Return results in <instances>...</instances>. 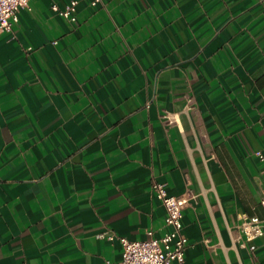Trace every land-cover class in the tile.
<instances>
[{
	"label": "crops",
	"instance_id": "obj_1",
	"mask_svg": "<svg viewBox=\"0 0 264 264\" xmlns=\"http://www.w3.org/2000/svg\"><path fill=\"white\" fill-rule=\"evenodd\" d=\"M71 1L0 34V264L120 260L168 229L155 182L182 264H264V0Z\"/></svg>",
	"mask_w": 264,
	"mask_h": 264
},
{
	"label": "built area",
	"instance_id": "obj_2",
	"mask_svg": "<svg viewBox=\"0 0 264 264\" xmlns=\"http://www.w3.org/2000/svg\"><path fill=\"white\" fill-rule=\"evenodd\" d=\"M101 0H94V2ZM78 0H72L65 8L57 5L53 8L70 20H75V10ZM30 0H0V34L12 31L15 23L19 21L21 9L29 8ZM264 160V156L259 153ZM264 190V181L262 182ZM154 189L158 198L166 208L165 225L167 230L156 236L154 231H148V237L141 240H133L126 236H118L114 233L108 235L109 239L118 238L122 246V258L117 261L107 260L105 264H172L174 261L182 264L185 260V252L188 246V237L183 233V210L189 203L188 194H171L164 183L155 182ZM264 206V197H263ZM241 229L246 234L247 240H253L264 232V219L258 216H246ZM254 248V245L251 246Z\"/></svg>",
	"mask_w": 264,
	"mask_h": 264
}]
</instances>
